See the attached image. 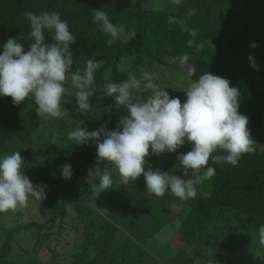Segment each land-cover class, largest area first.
Segmentation results:
<instances>
[{
    "label": "trees",
    "instance_id": "1",
    "mask_svg": "<svg viewBox=\"0 0 264 264\" xmlns=\"http://www.w3.org/2000/svg\"><path fill=\"white\" fill-rule=\"evenodd\" d=\"M99 9L108 13L113 24L123 25L126 32L135 31L136 36L127 42L115 40L109 46L107 41L111 37L102 33L100 26L93 22V13ZM29 11L37 15L43 11L58 13L61 20L68 22L69 31L76 37V42L69 45L73 65L64 83L65 92L61 98V109L66 115L60 119L40 118L31 96L20 105H14L11 97L0 96V157L3 154L5 156L20 152L24 159L21 172L45 193L43 200H38L44 213L39 218L32 217L29 224L10 230L9 237L4 238V246L0 248V264L8 263L3 255L8 251L9 243L16 240L14 237L19 233H24L26 238L32 235L37 248L35 254L38 249L51 251L50 246L53 245L56 248L60 234H65L67 238L69 231L79 235L72 247L80 246L82 250L78 253V258L72 256L73 260L70 258L68 264L70 261L76 264L81 260L80 264H127L125 260L133 261L134 256L142 252L136 264H144L147 258L154 259L151 249L148 248V240L159 233L161 227H165V222L163 220L162 225L149 207H146L149 216L144 220L149 225L146 232H142L136 223L131 225L127 219L122 228H116V224L112 225L108 220L102 228L95 226L94 222H91V226L85 223L82 225V222L77 229L72 228L74 231L69 228L71 224L66 220L69 214L86 220L85 216L89 217L91 213L82 203L91 191L87 176L96 166L97 148L95 141L89 140L76 154L78 145L72 144L67 135L62 133L68 134L76 128L93 131L102 125L106 126L107 130H119V120L126 116L127 112L123 107H116L114 97L104 95L105 75L111 81L119 83L128 79V70L138 79L139 73L150 71V66L154 65H164L169 70L176 71V62L185 53L192 60L193 81L205 72H210L228 79L231 87L239 89L241 95L238 112L249 118L247 128L255 150L242 155L235 166L227 162L216 163L210 158L206 167L215 169V175L207 182L213 187V195L198 192L197 201L182 212L186 215L184 218L180 217L177 228L180 240L184 239L195 251L194 256L189 255L185 249L172 252L168 248L163 252V259L166 264H197L202 261L200 253L196 251L195 241L188 236L206 229L211 212L215 209L234 211L238 216L244 217L242 222L230 229V240L249 239L246 233H240L241 229H256L259 232V228L264 226V151H258L256 144L264 140V0H243L242 3L237 0H181L178 5L174 4V9L170 12L154 10L147 4V0H0V54L9 38L17 39L25 52L30 50L31 41L27 38L30 34V21L25 16ZM170 16L175 18V23L168 22ZM181 20L183 25L179 23ZM184 28L195 29L196 36H191L183 30ZM44 35L45 43H51L52 33L45 30ZM188 40L194 41L192 47L188 46ZM208 41L216 43L211 56L208 55ZM252 43L257 47L252 48ZM167 54L174 58V62L169 65L164 62ZM250 56L255 61L256 68L251 66ZM88 59L103 61V65L94 73L91 85L94 95L89 99L91 107L85 115H80L75 98L78 89L73 86L70 77L71 73L77 70L83 73ZM126 60L130 62L131 67L123 64ZM156 73L159 74L160 71L156 70ZM178 73L188 80L186 72L178 70ZM162 79H165L164 76ZM138 93L141 94L136 95ZM146 94L133 90L132 99L134 102L143 101L147 98ZM169 96L177 97L174 89ZM75 114L77 121L73 120ZM38 125L53 129V136L59 134L60 130L59 138L42 136L38 130H34ZM102 140L103 137L101 142ZM49 142L56 145V148L44 151L43 146ZM191 147L186 141L177 152L186 154ZM52 149L57 151L56 156L61 155L63 158H49L47 163L43 164L44 153ZM149 153L145 158V171L150 165L153 170L171 174V161L177 157H172L170 161L171 153L167 151L158 156L152 155L150 149ZM226 154L218 149L212 155ZM66 164H70L72 168L70 179L62 177L61 166ZM183 171L181 166L179 173L183 175ZM114 175L112 174L113 181ZM118 184L122 187L117 186L115 191L121 193V196L130 194L138 201L145 197L147 201L157 198L165 203V195H168L169 201L175 200L170 191H166L161 197L148 196L143 175L129 184ZM208 190L207 186V192ZM144 209L138 211V218L144 216ZM150 212L156 221L154 225ZM99 216H94L96 221ZM41 218L46 219L41 222ZM50 241H53V245ZM218 243L213 244L221 245ZM67 246L68 241H65L63 248H66L62 249V252L67 250ZM167 253L171 256L166 257ZM68 254L70 255L69 251ZM69 255L63 253L60 256L70 257ZM53 259L51 257L48 263L43 264H53Z\"/></svg>",
    "mask_w": 264,
    "mask_h": 264
},
{
    "label": "clouds",
    "instance_id": "2",
    "mask_svg": "<svg viewBox=\"0 0 264 264\" xmlns=\"http://www.w3.org/2000/svg\"><path fill=\"white\" fill-rule=\"evenodd\" d=\"M179 4L181 0H172ZM25 16L30 21V34L27 37L30 50L25 52L15 38H9L0 54V96L11 97L14 105H20L31 96L40 118L60 119L67 113L61 109V98L65 92L64 83L73 65L69 45L76 42V37L69 31L68 22L61 20L56 12L43 11L39 15L29 11ZM93 22L100 26V31L111 37L107 44L115 40L127 42L136 36L135 31L126 32L123 25L113 24L109 15L101 9L93 13ZM175 23L174 17L168 18ZM183 25V21H179ZM52 33V42L45 43L44 31ZM193 37L195 29H183ZM187 44L192 47L193 40ZM256 48L255 43L251 44ZM179 63L183 67L189 60L188 54H182ZM251 66L257 65L252 57ZM103 61L88 59L81 73H71V82L78 89L75 93L80 115L90 109V97L94 95L91 85L94 73L101 68ZM110 71V70H109ZM194 70H188L187 99L182 104L179 97L170 98L168 92L154 83V74L143 72L138 79L128 73V79L119 83L111 81L105 75L104 95L115 99L116 107H123L127 115L119 120V130H107L102 125L99 129L87 131L76 128L68 133L72 144L85 145L89 140L96 143L97 167L89 171V176H98V183L93 186V194L112 187L113 171L118 174L121 184L134 182L141 175L145 179L148 196L161 197L169 191L181 201L194 199L197 195L196 184L203 183L215 175V169L206 167L210 158L216 163L227 162L233 166L239 158L253 152V139L247 128L249 118L238 112L240 91L231 87L228 79L205 72L197 80L191 76ZM184 79V77H181ZM150 93L143 101L134 102L132 91ZM103 140L101 142V138ZM192 145L186 154H179L177 159L183 167V177L170 175L168 172L153 170L148 165L145 171L149 149L152 155L165 151L177 152L185 142ZM223 150L226 155L213 156L216 150ZM23 158L20 152H14L0 158V213L15 211L27 206L29 198L43 200L45 193L33 185L21 172ZM111 164L101 171L99 165ZM62 167V177L70 179V164ZM202 169L203 172L201 171ZM87 182L90 183L89 177ZM91 184V183H90ZM259 244L264 246V226L259 228Z\"/></svg>",
    "mask_w": 264,
    "mask_h": 264
},
{
    "label": "rangeland",
    "instance_id": "3",
    "mask_svg": "<svg viewBox=\"0 0 264 264\" xmlns=\"http://www.w3.org/2000/svg\"><path fill=\"white\" fill-rule=\"evenodd\" d=\"M237 1H239L240 3L243 2V0H237ZM147 4H149L154 10H160L163 12H170L174 9V3L172 2V0H147ZM208 42H209L208 55L211 56L216 48V43L212 41H208ZM164 62L167 65H169L174 62V58L172 57L171 54H167L165 55ZM176 63H177L176 71H171L168 69L167 66L164 65H154V66H150V71H146V72L154 74L156 79H154L153 82L158 84L161 88H166L164 90H166L169 94L174 89V91L176 92V96L179 97L181 103L183 104L187 99L186 92L184 91L188 87V80L186 77L182 79L181 78L182 76H180L178 70H182L188 74L189 68L192 69V60L189 59L187 64L183 67L180 65L179 61ZM123 64H125L127 67H131L130 62L128 60L124 61ZM156 70L160 71V73L157 74ZM129 72L130 71L128 70L126 73ZM141 73H139L140 74L139 77H141L142 75ZM163 76L165 79H162ZM146 93H147L146 96L150 94L148 92ZM139 94L141 93H138L136 95ZM73 120L77 121V114L74 115ZM76 124L79 125V122H77ZM34 130H38L42 136L51 139H54L55 136L58 139L61 132L60 130L57 129L59 131V134L53 136L52 135L53 129L52 130L51 128L48 129L43 125L41 126L38 125L37 129ZM62 135L64 136L67 135L68 137L67 132H63ZM81 147H82L81 145H78V147H76L75 150V152L77 151L76 154L79 153L80 151L79 149ZM50 148H56V145L49 142L48 144L43 146L44 151ZM256 148L258 151H264V140L257 143ZM56 153L57 151L54 149L45 152L43 156L44 159L42 160L43 164H46L47 163L46 160L49 158L55 160L63 158V156L61 155L56 156ZM181 153L182 152L180 151L175 154L171 153L170 161L172 157H177ZM76 154L74 156H76ZM171 162H173V167L170 175L173 174L180 176L181 178L187 179L188 177H183V175L179 173L181 165L179 164L178 159L176 158ZM106 166L110 170H112L113 168L111 164L105 163L99 165L101 171ZM96 167L97 165L94 166L91 170L95 169ZM114 172L115 171H113V175ZM87 177H89V181L91 183L90 184L88 182V184L91 185V191L87 199L84 201V203H82V205L84 207H88L91 213L89 217L85 216L86 220H82L81 218H76L75 215H73L72 217L69 214L66 220L69 224H71L69 228L72 231H74L72 229L73 227L74 229H77L82 222H83L82 225H84L85 223V224H90V226H91V222H94L95 226H98V228H102L107 222V220L110 221L112 225L116 224L115 225L116 228L117 227L120 228L127 219L128 222H131V225L134 226L136 223V225L141 229L142 232H146L149 229V225H147L144 220H146V218L149 216L147 215L148 209L146 208L149 207L152 210V212L155 214V216L160 219L162 225L164 220L165 227H161L159 233L157 232L155 235L149 238L148 248L151 249L155 259L147 258L144 260V264H153V262L154 264H166L165 259H163V252L166 251L168 248L172 252L176 249H179L180 251L185 249L187 250L189 255L194 256L195 251L187 243H185L184 239L180 240V234L178 235L179 232L177 228L180 224V217L184 218L186 215L182 212L188 210V207L190 205H193L197 201L198 199L197 195L194 199H188L184 201H181L177 197H174L175 200L169 201L170 199L168 195H165L164 196L165 203L161 202L157 198L147 201V198L145 197L141 198V200L138 201L136 197L130 194L121 196V193L115 191L117 186H121L120 184H118L120 182V178L118 174H116L114 175L115 180L113 181L112 184L114 190L111 191V188H109L104 192L100 193L98 197H95V195L93 194V186L98 183V176L95 174L89 176L88 174ZM207 186L209 187L208 192H207ZM195 187L197 189V194L198 192H201L204 193L203 195H208V194H212L213 192V187H211L210 183H208L207 181L196 184ZM166 201L169 202L166 203ZM142 208H145L144 216L138 218L137 213L138 211L142 210ZM152 212H150V217L152 219V224L154 225L156 221L153 220ZM43 213L44 210L42 206L38 203V200L32 197L29 198L26 207L17 208L15 211L0 213V246H1L0 248L1 249L3 248L4 238L9 237L10 230H13L19 226L29 224L31 222L32 217L39 218ZM96 214L100 215L99 219H97L98 223L95 218ZM103 218L105 219L103 220ZM45 219L46 218H41L40 221L44 222ZM243 220L244 217L238 216L234 211L227 212L217 209L213 210L211 212V219L209 218L207 228L204 230H199L198 232L191 234V236H188V238H191V240L195 241L194 244L196 245V251L200 253L202 258V261L200 260L199 263L197 264H229V263L264 264V246H261L259 244L258 230L255 229L254 231H251L250 229L247 230L241 229L240 233L242 235L246 233L248 235L247 238L249 239H247L246 241H243V239L240 238L230 240L229 237V235L231 234L230 229L237 226ZM124 232L126 233L127 230H125ZM68 233L69 236L67 238L65 234H60V236L58 237L59 243L56 248L53 245V241H50V244L53 245L50 246L51 251L49 249L47 250L38 249L37 253L35 254L34 251L37 248L35 245V241L32 239V235L26 238V236H24V233H19L14 237L16 240L11 241L9 243V249L3 255L4 259L8 263H3V264H37V263L43 264V263H48L51 257L54 258L53 260L55 263L53 264H68V261L72 259V256L78 258V253L82 250L80 246L77 248L76 246L72 247V244L74 243V241H76L79 235L76 234L74 235V233L73 232L71 233V231H69ZM65 241H68L67 250L62 252V249L66 248V247L63 248V244ZM230 241L231 243H229ZM215 242H219L218 244L224 246L229 245V247L224 248L221 245L216 246L215 244H213ZM194 247L195 246H193V248ZM148 248H146V250ZM68 251L70 252V255L68 254ZM63 253H67V255H69L70 257H61L60 255ZM142 254L143 252L134 256L133 259L134 263L133 261H128V259L125 261H127V264H136L139 255ZM145 256L148 257L147 254H145ZM167 256H171V255L167 253L166 257ZM86 258H84V260H86ZM90 258L91 257H89V259ZM80 262H82V260ZM80 262H76V264H80ZM69 264H72V261H70Z\"/></svg>",
    "mask_w": 264,
    "mask_h": 264
},
{
    "label": "crops",
    "instance_id": "4",
    "mask_svg": "<svg viewBox=\"0 0 264 264\" xmlns=\"http://www.w3.org/2000/svg\"><path fill=\"white\" fill-rule=\"evenodd\" d=\"M152 253V252H151ZM153 254V253H152ZM154 259H155V257H154V254H153V256H152Z\"/></svg>",
    "mask_w": 264,
    "mask_h": 264
}]
</instances>
